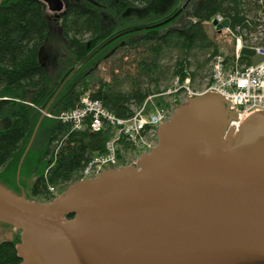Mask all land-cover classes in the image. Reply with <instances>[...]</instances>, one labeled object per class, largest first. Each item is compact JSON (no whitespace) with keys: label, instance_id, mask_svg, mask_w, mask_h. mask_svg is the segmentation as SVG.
I'll list each match as a JSON object with an SVG mask.
<instances>
[{"label":"water","instance_id":"water-1","mask_svg":"<svg viewBox=\"0 0 264 264\" xmlns=\"http://www.w3.org/2000/svg\"><path fill=\"white\" fill-rule=\"evenodd\" d=\"M43 1L52 12L65 7ZM242 54L254 64L264 58L247 46ZM49 108L40 107L18 180ZM235 116L219 92L189 97L135 163L77 180L50 201L0 180V222L20 231L21 264H264V112L238 129Z\"/></svg>","mask_w":264,"mask_h":264},{"label":"trees","instance_id":"trees-1","mask_svg":"<svg viewBox=\"0 0 264 264\" xmlns=\"http://www.w3.org/2000/svg\"><path fill=\"white\" fill-rule=\"evenodd\" d=\"M186 1L66 0L60 20L64 48L57 47L61 58L52 70L53 63L43 55L51 39L58 36L52 31L47 4L43 0H3L0 119L7 126L0 130V180L20 191L18 165L42 115L40 107L50 104L49 110L58 114L74 108L88 93L116 115L128 117L133 107L161 92L159 81L167 73L161 59L169 52H179L172 76L180 82L190 77L194 83L199 69L219 49L208 33L209 21L219 15L227 18L230 31L246 39L244 34L257 31L264 17V0H196L187 7L192 15L189 19L177 10ZM175 21L177 26L172 24ZM199 52L211 54L203 60ZM109 62V78L99 75V66ZM112 135V128L78 131L56 117H44L21 168L23 177L36 176L29 197L49 201L55 197L50 186L63 191L79 180L88 160L106 152ZM121 144L126 151L132 148L127 140ZM19 241L18 235L14 242L0 245V264H21Z\"/></svg>","mask_w":264,"mask_h":264},{"label":"built area","instance_id":"built-area-1","mask_svg":"<svg viewBox=\"0 0 264 264\" xmlns=\"http://www.w3.org/2000/svg\"><path fill=\"white\" fill-rule=\"evenodd\" d=\"M237 45L231 66L226 65L223 55H217L212 61L211 82L204 90L192 88L190 78L180 86L185 92L181 101L205 91H216L224 95L236 110V116L230 123L235 129L241 126L248 115L264 112V59L254 64L251 57L242 54V48L248 46L264 57V43L247 45L238 38ZM154 97L155 95H150L139 107L133 109L131 115L121 117L107 109L101 100L92 98L87 93L74 108L63 110L56 116L59 121L70 124L78 131L102 132L108 128L113 129L106 152L88 160L82 169L83 177L98 175L105 167L117 165L120 161L122 140L132 144L130 153L140 154L156 145L159 125L170 118L175 106L158 105L154 102ZM50 190L54 192L55 188L51 186Z\"/></svg>","mask_w":264,"mask_h":264},{"label":"rangeland","instance_id":"rangeland-1","mask_svg":"<svg viewBox=\"0 0 264 264\" xmlns=\"http://www.w3.org/2000/svg\"><path fill=\"white\" fill-rule=\"evenodd\" d=\"M194 1H196V0H191L190 3H188L187 6L181 10V11H184V13H186V17L190 16L189 19L192 18V15L191 14L189 15V10L187 7L189 4L190 5L193 4ZM64 2L65 1H63V3ZM185 3L182 2L180 4V6L177 7V10L181 9L185 5ZM64 5H65V3H64ZM63 10H64V8H63ZM48 15H49L50 22L52 24V31H54V32L60 31L59 30L60 29V18L55 19V13L50 11L49 9H48ZM261 21H262V24H261V26H259V29L257 31L251 32V33L246 32L244 34L246 39L242 38V43H246V44L264 43V17L261 19ZM215 25L216 24L214 23V21H211L209 24H207V28H208L209 35L218 44L219 49H218V52L209 61V64L206 67L199 69V72L197 74V77H196L194 83L192 82V88H194L195 90H198V91L204 90L208 86V83L211 82L212 61L215 59V57L217 55H223L224 56L225 63L228 67L233 64L234 59H235V51H236V47H238V45H237L238 38L237 37H239L240 35L236 36L232 32H230L229 30L218 31L215 29ZM60 33H61V31H60ZM59 42L61 43V41H59ZM238 44H239V42H238ZM210 51L212 52V50H210ZM211 52H205V53L199 52V53L202 54L201 58L203 60H205V59L210 57ZM178 56H179V52H177V51L173 52V53L169 52L167 55H165V57H163L161 59V62L163 64H165V67L167 70V73L162 76V80L159 81L161 92L164 94H161V92L157 93V94L154 93L157 95L154 98V102L156 104L163 105V106L174 105L175 109H176L177 105L182 102L181 100L184 99L183 97H185V94H184L185 92L180 89V86L186 80L185 79L183 82L179 81L177 83L178 79L176 77L172 76L174 64L177 61ZM189 58H190V60L192 59L191 56ZM110 65H112L111 62H109L106 65H103V64L100 65L98 68V71H97L98 74L101 76L105 75L109 78L108 74H109V71L111 68ZM176 89H179V90L175 91ZM169 90H171L172 92H168ZM41 113L43 114V112H41ZM44 117H49V116L45 115ZM50 118H52V117H50ZM0 121L2 123V120H0ZM2 124L4 125V123H2ZM39 128H40V126H39ZM35 138H36V136H35ZM120 155H121L120 161L117 165H121V166L127 165V164H132L134 162V160L139 159V157H140V155L138 153H133V152L130 153V151H123V152L121 151ZM107 168H110V167H105L104 170ZM35 179H36V176L23 177L21 175V172H20L19 180H18V170H17V184H18V188L20 190L19 192L25 191L28 193V196H29L30 186L32 185V183L34 182ZM60 190L61 189L59 187H56L55 191L51 192V194L56 195L58 193L60 194V193L65 191V190H63V191L61 190L62 191L61 192Z\"/></svg>","mask_w":264,"mask_h":264},{"label":"flooded vegetation","instance_id":"flooded-vegetation-1","mask_svg":"<svg viewBox=\"0 0 264 264\" xmlns=\"http://www.w3.org/2000/svg\"><path fill=\"white\" fill-rule=\"evenodd\" d=\"M63 1H65L64 3H65V5H67L66 0H63ZM63 13H64V10L63 11H59V12H55V19L60 18V20H61ZM58 15H60V16H58ZM172 24L177 26L178 22L175 21V23H172ZM108 25H111V23H108ZM145 26L147 27V26H151V25H145ZM59 30L61 31V25H60V29ZM60 31H57L55 33L56 34L59 33V35H61ZM54 114L55 113H53V116H55ZM0 120H2V119H0ZM2 123H4V125L7 126V121L6 120H2ZM18 235H20V232L15 230L12 225L4 223V222H0V245L3 244V243H6V242H14V240L16 239V237Z\"/></svg>","mask_w":264,"mask_h":264},{"label":"crops","instance_id":"crops-1","mask_svg":"<svg viewBox=\"0 0 264 264\" xmlns=\"http://www.w3.org/2000/svg\"><path fill=\"white\" fill-rule=\"evenodd\" d=\"M57 36H58L57 39H51V42L49 44V48L46 51L47 55H43L45 61H48L49 63H51V65L53 63L52 70L54 68L56 69L58 67V63H59V60L61 58V55H60L61 52L57 50V47L61 46L62 48H64V45H63L64 42L59 43L58 41H65V40L62 39L61 35L57 34ZM57 51H58V53H57ZM63 55H65L64 52H62V56ZM51 61H53V62H51Z\"/></svg>","mask_w":264,"mask_h":264},{"label":"bare ground","instance_id":"bare-ground-1","mask_svg":"<svg viewBox=\"0 0 264 264\" xmlns=\"http://www.w3.org/2000/svg\"><path fill=\"white\" fill-rule=\"evenodd\" d=\"M210 23V21L208 22V24ZM68 110V109H67Z\"/></svg>","mask_w":264,"mask_h":264}]
</instances>
